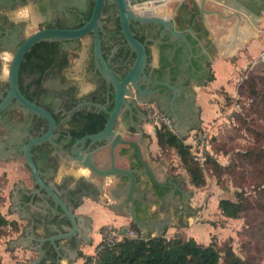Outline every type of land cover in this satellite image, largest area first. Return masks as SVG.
<instances>
[{
	"label": "crops",
	"instance_id": "0c3cea01",
	"mask_svg": "<svg viewBox=\"0 0 264 264\" xmlns=\"http://www.w3.org/2000/svg\"><path fill=\"white\" fill-rule=\"evenodd\" d=\"M179 2L181 0H178ZM194 1V2H193ZM190 1L195 5L196 1ZM216 4L206 2V9L215 8ZM194 8V6H190ZM178 8L173 11L172 17L178 20ZM230 11H226L229 13ZM259 16L257 26H247L242 22L239 30L228 29L233 25L235 18L223 20L216 15H208L204 20L199 33V42L194 39L197 46L202 45L208 55V73H211L213 78L208 81L206 75L198 82L190 83L193 94V104L197 112V120L193 125L184 124L182 127L176 123V129L173 130L179 137H186L184 142L191 146V136L194 130L199 126L207 125L209 121L217 117L219 103L214 101L213 96L216 95V90L219 87H224L227 91L232 90V79L237 75V70L249 63L255 58L258 52L264 48V9L254 11ZM207 31V36L204 35ZM152 54V65L157 66V50L154 44H150ZM218 99V98H217ZM119 122L120 119H118ZM134 123L142 129L140 136L133 125L128 127L130 132L129 138L136 140L143 160L155 174L158 182H168L169 184L159 186L155 184L147 175H138L137 192L142 194L143 202H137L136 216L139 220L150 222L166 221V225L175 226L177 209L184 208L188 200H192L191 186L188 180V174L182 166L183 171L175 170L177 164L170 163L160 150L156 141V132L153 131L149 120L143 118L142 114L136 111L132 117ZM119 130H126L122 126H118ZM124 147L115 149V163L120 167L139 166L137 157L129 148L130 158H126ZM177 156V155H176ZM178 158V156H177ZM175 160V159H174ZM179 160V158H178ZM100 162V161H99ZM180 163V161H179ZM181 164V163H180ZM71 177L67 189L75 191L78 185L75 182L84 178L91 188L95 189L101 183L99 178L90 177L88 171L75 166L70 161L60 162L57 172L53 177V182L56 185L62 184L66 178ZM111 179H106L102 192L98 196L93 193L85 194L81 203L78 204L73 213L78 216V232L74 236L65 239H57L55 243L59 252V261L55 262L56 252L49 241H44L42 250L44 257L38 264H84L85 257L93 255L98 244L101 241V229L103 226L112 225L117 228L125 227L126 231L130 230V224L133 222L127 215L128 205L122 206L119 209L111 208V205L117 204L118 196L115 190L116 184L110 183ZM173 182L175 186H173ZM36 186L34 185L31 173L25 168L21 158L3 160L0 162V211L6 213V218L15 220L20 226V231L7 238L8 246L0 244V264H24L32 263L38 256V252L33 250L37 245V239L45 238L56 233L63 232L68 226L66 218L62 213L55 208L43 192L35 193ZM13 190V198H7L8 192ZM25 194V198L22 197ZM95 193V194H96ZM96 197H99L97 200ZM185 202V205H184ZM190 204V203H189ZM84 223L86 225H84ZM138 227V226H137ZM139 228V227H138ZM155 229L150 225H146L144 229H140L143 233L147 229ZM163 231V232H164ZM148 233V232H147ZM157 233V232H156ZM153 235L154 233L151 232ZM15 243V241H18Z\"/></svg>",
	"mask_w": 264,
	"mask_h": 264
},
{
	"label": "flooded vegetation",
	"instance_id": "af4514ba",
	"mask_svg": "<svg viewBox=\"0 0 264 264\" xmlns=\"http://www.w3.org/2000/svg\"><path fill=\"white\" fill-rule=\"evenodd\" d=\"M189 1L193 0L178 2L179 26L176 23L177 18H173L176 28L187 34L189 46L181 40H172L168 35L161 38L159 28L155 24H140L134 21L130 23L132 31L142 37L146 44V50L148 51L146 72L148 77L168 81L171 85L179 88L175 94L172 108L170 100L174 91L165 87L155 85L153 88H160V90L151 96H147L148 102L153 103L163 114L166 110L177 115L181 127L185 123L193 125L197 120V112L193 104V94L189 84L200 81L208 72L209 54H206L202 45L197 46L194 42V39L197 40L200 36L194 28L202 24V17L197 7L195 8L196 4L193 5L194 8L192 9L187 5ZM238 1L252 11L264 9V0ZM28 3L35 6L39 16L47 17L51 14V20L38 29L47 27L74 28L78 23L86 21L83 13L87 6V0H0V59L3 57L2 54L6 52H12L13 54L25 37L23 36V22L10 19L8 12ZM159 6H163V4ZM118 20L116 5L106 1L100 17L101 49L103 47V56L108 61L112 71L121 78L133 62L135 54L126 45L118 26ZM190 27L194 30L195 36L189 32ZM87 36H90L92 41V34ZM79 41L80 39L50 41L56 43L48 48L47 54L44 55L52 62L43 69H36L35 72L30 70L25 77V83L31 86L29 92L34 97V102L50 112L52 116L57 115L60 125L55 130L57 135L53 138L52 143L43 142L38 144L37 148L34 149L33 146L31 149L32 158L40 170L42 178L47 182L53 180L59 163L67 161V156L70 154L74 142L80 138L73 139L71 134L73 128H79L88 114L107 113L106 111L110 110L113 104V102L111 104L112 86L96 70L92 51L87 64L83 68V75L89 82L90 87L81 93L78 92L75 83L66 82L65 69L62 67L63 55L66 50L70 51L78 46ZM197 42L199 41L197 40ZM150 44H154L157 50V66L152 65ZM40 77L41 81L39 85H36L34 80ZM142 86L147 87V84L143 83ZM6 88L7 84L1 83L0 80V101L5 95ZM142 104L144 103H139L138 106L147 119ZM48 107L50 111L47 109ZM15 111L18 112L17 118L14 116ZM47 127L46 119L12 101L0 113V162L16 158H21L24 162L21 147L29 140L42 135ZM25 168L29 171L26 165ZM70 179L71 177H68L62 184L57 185L58 190L62 192V196L70 184ZM75 185H78V188L74 192L69 190L71 195L75 197L71 201L73 204L72 212L81 203L84 196H75L76 194H83V191H85L98 196V193L94 192V188H91L84 178L78 179ZM45 196L52 203L46 194ZM22 197L25 198L24 193H22ZM7 198H13V190L8 192ZM119 208V206L116 207V209ZM84 225L86 224L84 223Z\"/></svg>",
	"mask_w": 264,
	"mask_h": 264
},
{
	"label": "water",
	"instance_id": "95a60500",
	"mask_svg": "<svg viewBox=\"0 0 264 264\" xmlns=\"http://www.w3.org/2000/svg\"><path fill=\"white\" fill-rule=\"evenodd\" d=\"M106 1L112 2L117 7V14L120 24L121 33L124 37L126 45L135 54L134 60L128 67L124 75L119 78L108 65V61L104 58L101 49V38L99 35V28L101 26L100 17L102 14L103 6ZM154 1L155 6H164L167 0H93V7L89 18L79 27L76 28H59V27H47L38 29L31 34L24 37L21 43L17 46L8 67V80L5 95L0 101V113L4 110L12 101H15L20 107L29 110L30 112L43 117L48 123L47 130L40 136L29 140L21 147L22 156L24 158L25 165L29 169L33 178L34 185L36 186L34 192H43L46 194L53 206L59 208L62 215L66 218L68 226L63 232L56 233L54 235L37 239V245L33 250L38 252V256L32 263L24 264H38L44 257L42 244L44 241H49L56 252L55 262L59 261V252L55 240L70 238L77 234L78 224L76 215L72 212L74 195H71L69 189L62 192L58 190L57 185L53 182H47L42 178L40 170L37 168L31 154L33 146L41 144L43 142H53V138L57 135L55 132L57 128L56 121L52 114L43 107L37 105L35 102L28 100L18 88V72L21 60L26 50L35 42L40 40L49 41H67L72 39H81L88 34H92V56L94 66L98 73L111 84L113 89V104L110 110H107L108 118L104 124V127L99 132L88 134L80 137L74 142L73 148L70 154L67 156V160L72 162L73 165L88 170L90 176L99 178L101 183L95 189L96 192L101 193L106 179L110 178L113 184H116L115 190H117V204L111 205V208L116 209L117 206L122 207L128 205L127 215L131 220L140 228L144 229L146 225H150L156 228L157 234L163 233L164 225L166 221L150 222L148 220H139L136 216L137 202H143L142 194L137 192L138 188V175H147L155 184L164 186L158 182L155 174L143 160L140 147L136 140L130 139L128 127L133 125L135 131L142 136V129L138 126V123L132 121V117L136 111L145 115L140 111L138 104L148 102L147 96H151L158 92L160 88H153L155 85L165 87L168 90H173V95L170 100V106L175 98V94L179 88L171 85L168 81L152 79L148 77L146 72L147 64V51L144 41L139 40L131 29L130 23L132 21L140 24L152 23L158 26L159 35L161 38L164 35H168L172 40H181L189 46L187 34L183 30L176 28L173 17L163 12L162 15L154 14L151 11L139 13L133 10V6H141ZM199 14L205 20L208 15H216L223 20H229L235 18L232 26L228 29L237 32L244 22L247 26H256L259 22V16L256 12L250 10L244 6L238 0H195ZM212 2L220 9H206L205 3ZM159 6V8H163ZM226 11H230L226 13ZM189 32L195 36V32L192 27L189 28ZM199 41V38H197ZM206 50L205 47H202ZM146 83L147 87H143L142 84ZM96 105V104H95ZM99 106V105H96ZM164 113L170 117L173 123V130L176 129V123H179V118L173 113H169L164 110ZM121 122H119V120ZM122 126L126 132L119 130L118 126ZM177 130V129H176ZM177 132H179L177 130ZM124 147L126 150L122 155L126 158H130L129 148H132L139 162V166L133 167H120L115 163L117 147ZM100 161V162H99ZM174 184V182H173ZM87 192L83 191V194H76L75 196L85 195ZM97 200L99 197H96ZM122 233H126V228H122ZM15 241V243H18Z\"/></svg>",
	"mask_w": 264,
	"mask_h": 264
},
{
	"label": "rangeland",
	"instance_id": "374dc122",
	"mask_svg": "<svg viewBox=\"0 0 264 264\" xmlns=\"http://www.w3.org/2000/svg\"><path fill=\"white\" fill-rule=\"evenodd\" d=\"M178 2L167 0L160 12L154 14L162 15L164 12L172 16ZM153 4L154 1L148 5ZM187 5L193 6L190 1ZM214 7L213 9H220L218 5ZM8 17L23 22V36L31 34L51 20V14L47 17L39 16L32 3L8 12ZM262 31L264 33V29ZM91 44L90 36L81 38L79 48L69 51V63L64 70L66 82L75 83L81 93L90 87L83 75V68L91 54ZM2 56L0 80L1 83H7L12 52H6ZM231 81L230 92L219 87L215 93L219 97H210L214 98L213 102L219 100L217 117L192 132L201 136L197 144L203 145V165L193 158L196 148H190V153L193 161L203 170L205 184L201 187L191 186L192 200H188L184 208L177 209L176 225H166L164 234L167 238L193 237L203 244L213 241L221 246L230 245L234 253L247 262L264 264V48L253 60L238 69ZM14 116L17 118V111ZM192 134L187 136L192 137ZM164 156L170 163L177 164L174 166L175 170L183 171L174 151L167 149ZM212 165L216 166H213L214 172ZM239 192L243 194L241 198L246 208L238 218L224 217L218 208V201L221 198L237 201ZM0 200L4 198L0 197ZM2 215L6 218V213ZM147 232L157 234L152 228L148 231L146 229L143 234ZM15 233L8 225L4 234L0 235V244H5L7 248V238ZM93 263L94 257L87 264ZM218 264H224L223 260Z\"/></svg>",
	"mask_w": 264,
	"mask_h": 264
},
{
	"label": "trees",
	"instance_id": "16d2710c",
	"mask_svg": "<svg viewBox=\"0 0 264 264\" xmlns=\"http://www.w3.org/2000/svg\"><path fill=\"white\" fill-rule=\"evenodd\" d=\"M92 7L93 0H87V6L83 13L86 20L91 14ZM84 22L85 21L78 23L74 28L81 26ZM118 26L120 28L119 23ZM194 29L199 30L200 26L198 25ZM207 34L208 32L204 31V35L207 36ZM135 36L143 41L142 37L136 34ZM55 43L56 42H50L49 40L35 42L26 50L21 60L18 72V88L20 92L32 102H34V97L29 92L31 86L25 83V77L30 70L35 72L36 69H43L52 62L44 54H47L48 48L52 47ZM78 48L79 46H76L72 48V50L74 51ZM69 54L70 52L68 50L64 52L62 61V67L64 69L68 66ZM205 78L210 81L213 76L211 73H208ZM40 81L41 77L34 80V83L39 85ZM6 84L8 85V83ZM112 102L113 93L111 94V104ZM47 109L50 111L49 107ZM53 116L56 120L57 127L60 126L57 119L58 117H56L57 115ZM107 118L108 114L103 112L88 114L81 126L79 128H73L71 131L73 139L86 134L99 132L104 127ZM155 134L157 144L162 153L164 154V151L167 149L174 151L188 174L190 183L195 187L203 186L205 184L203 170L193 161L190 153L191 146L184 142L186 137L177 136V134L165 126H161ZM37 146L38 145L34 146V149L37 148ZM213 166L215 165H212L211 169L214 172ZM218 168L222 169V166L218 165ZM242 196L243 194L239 192L237 193V201L229 198H221L218 201V208L224 217L235 219L240 216V213L246 208L245 204L242 202ZM8 225L15 232H18L19 225L17 221H8L0 213V235L4 234L5 228ZM130 229L137 233H141L134 222H131ZM164 233L165 231L152 235L149 232L144 234L143 238L125 235L111 247L104 246L101 241L96 248L94 256H92L95 258V263L93 264H218L221 259L224 264H251L237 256L230 245L221 246L213 241L208 244H203L197 242L193 237H188L186 239L180 236L167 238ZM92 257L86 256L85 264L89 263Z\"/></svg>",
	"mask_w": 264,
	"mask_h": 264
},
{
	"label": "built area",
	"instance_id": "2783aa9c",
	"mask_svg": "<svg viewBox=\"0 0 264 264\" xmlns=\"http://www.w3.org/2000/svg\"><path fill=\"white\" fill-rule=\"evenodd\" d=\"M166 3V2H165ZM152 7H155V4L151 5ZM146 113V117L149 120L150 124L152 125V129L154 132L159 130L161 126L167 127L169 130L173 131V124L169 116L166 114L161 113L153 103L146 102L142 104ZM201 136H196L195 134H192L191 137V150L196 148V150L193 152V158L199 162V164L202 166L203 161L205 160V157L202 152V144H197L198 139H200ZM197 146V147H196ZM207 148V147H206ZM129 235L131 237L135 238H143L144 234L137 233L134 230H127L125 234L122 233L120 228H117L112 225H106L103 226L101 229V241L103 242L104 246L111 247L113 246L117 241L121 240L123 236ZM100 241V242H101Z\"/></svg>",
	"mask_w": 264,
	"mask_h": 264
},
{
	"label": "bare ground",
	"instance_id": "6f19581e",
	"mask_svg": "<svg viewBox=\"0 0 264 264\" xmlns=\"http://www.w3.org/2000/svg\"><path fill=\"white\" fill-rule=\"evenodd\" d=\"M148 4H143L141 6L136 5V6H133L132 8H133L134 11L139 10V11H136V12H139V13H144V12H146L148 10L151 11L152 13H159L160 12V8L159 7H157V6L151 7ZM6 73H7V71L5 70L4 74H6ZM85 170H87V169H85Z\"/></svg>",
	"mask_w": 264,
	"mask_h": 264
}]
</instances>
